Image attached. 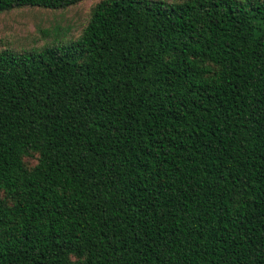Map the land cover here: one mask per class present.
I'll return each mask as SVG.
<instances>
[{"label":"trees","instance_id":"1","mask_svg":"<svg viewBox=\"0 0 264 264\" xmlns=\"http://www.w3.org/2000/svg\"><path fill=\"white\" fill-rule=\"evenodd\" d=\"M0 264H264V0H93L0 49Z\"/></svg>","mask_w":264,"mask_h":264},{"label":"rangeland","instance_id":"2","mask_svg":"<svg viewBox=\"0 0 264 264\" xmlns=\"http://www.w3.org/2000/svg\"><path fill=\"white\" fill-rule=\"evenodd\" d=\"M92 2L81 0L56 9L20 6L0 12V49L17 52L38 49L75 37L87 20Z\"/></svg>","mask_w":264,"mask_h":264}]
</instances>
